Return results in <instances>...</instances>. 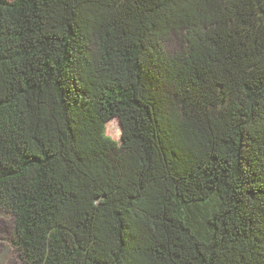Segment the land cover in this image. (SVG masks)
Listing matches in <instances>:
<instances>
[{"label": "trees", "instance_id": "1", "mask_svg": "<svg viewBox=\"0 0 264 264\" xmlns=\"http://www.w3.org/2000/svg\"><path fill=\"white\" fill-rule=\"evenodd\" d=\"M0 211L20 264H264V0H0Z\"/></svg>", "mask_w": 264, "mask_h": 264}, {"label": "rangeland", "instance_id": "2", "mask_svg": "<svg viewBox=\"0 0 264 264\" xmlns=\"http://www.w3.org/2000/svg\"><path fill=\"white\" fill-rule=\"evenodd\" d=\"M178 36L171 35L166 42V52L173 55L179 49ZM106 135L114 141L120 140L121 129L116 119H112L106 125ZM13 219L8 213L0 211V264H20L14 251L10 238L12 234Z\"/></svg>", "mask_w": 264, "mask_h": 264}]
</instances>
